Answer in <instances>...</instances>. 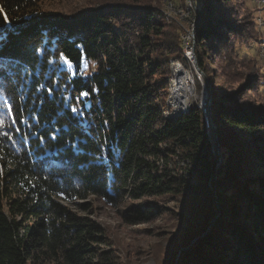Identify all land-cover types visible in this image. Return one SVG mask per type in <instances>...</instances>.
Masks as SVG:
<instances>
[{
    "label": "trees",
    "instance_id": "obj_1",
    "mask_svg": "<svg viewBox=\"0 0 264 264\" xmlns=\"http://www.w3.org/2000/svg\"><path fill=\"white\" fill-rule=\"evenodd\" d=\"M53 1L0 0V34L13 38L11 54L0 56V96L20 129L12 140L0 134V264H115L113 250L101 248L110 246L105 228L74 210L100 202L180 198L188 216L172 247L184 248L206 231L198 224L210 204L200 187L217 170L219 214L181 264H264V107L214 94L217 169L202 111L163 114L168 61L183 50L180 39L178 48L160 42L167 24L152 4L162 0L112 1L75 17L41 10ZM229 2L195 0L206 76V48L229 29ZM84 91L80 127L71 107ZM147 206L128 208L127 223L157 219Z\"/></svg>",
    "mask_w": 264,
    "mask_h": 264
},
{
    "label": "rangeland",
    "instance_id": "obj_2",
    "mask_svg": "<svg viewBox=\"0 0 264 264\" xmlns=\"http://www.w3.org/2000/svg\"><path fill=\"white\" fill-rule=\"evenodd\" d=\"M112 1L129 7L134 6L130 0H56L42 4L41 10L75 17L79 13ZM193 2L195 3V0H162L160 4H152V7L158 11L157 14H160L161 19L167 24L164 30L165 37L161 38L160 42L178 48L180 39L183 59H178V61L181 62L185 60V51L182 46L184 29L189 28L193 22L191 29L196 41V32L201 25V17L197 11L188 14ZM226 8L230 19L229 29L224 30L221 36L206 48L209 58L208 76L204 75L197 63L196 68L200 71L201 80L194 75L195 88L191 89L192 97L188 106L197 107L203 89L208 88L206 96L211 108L214 94L218 97L235 96L242 105L264 107V2L261 0H230ZM176 60L171 57L168 61L171 77L173 74L171 63ZM224 74L232 75L230 83H227ZM166 107L169 108L168 98ZM170 111H172L171 108ZM202 113L204 115V112ZM209 117L208 121L205 116L204 119L208 139L213 144L214 128L217 134L220 123L215 120L214 123L212 122V111ZM212 154L215 158L217 157L214 150ZM213 181L214 178L207 180L200 187L202 198L210 204L207 213L202 214L199 220L198 228L202 232L205 230L203 228L207 229L211 226L215 215L219 214L220 202L218 201V205L216 185ZM85 202L91 204L92 200L88 199L80 203ZM147 203L152 208H156L153 213L157 219L140 225L128 224L124 218L126 210L136 206L145 208L148 207ZM187 204L180 198L166 197L138 202L128 200L112 206L100 202L95 203L92 211L86 213H82L80 209L74 210L80 216H87L105 228L110 246L103 245L101 248L113 250L115 264H169L170 260L173 264H181L184 261V255L207 237V235L202 238L199 235L192 236L194 239L191 242L193 243L188 249L172 247L176 239H180L183 235L179 228L182 220L186 215L188 216ZM38 264L62 263L40 262Z\"/></svg>",
    "mask_w": 264,
    "mask_h": 264
},
{
    "label": "bare ground",
    "instance_id": "obj_3",
    "mask_svg": "<svg viewBox=\"0 0 264 264\" xmlns=\"http://www.w3.org/2000/svg\"><path fill=\"white\" fill-rule=\"evenodd\" d=\"M191 34H194L192 29H191ZM182 39H183L182 46L185 51L186 62L185 60L184 62H181L180 60L178 61L177 59L176 61H173L171 63L173 74L170 80V91L168 95L169 108L166 107L163 112L164 117L166 119H171V120L177 119L179 116L185 114L190 110L191 106H188V103L191 102V97H192L191 89L195 85L193 82V78L194 75L195 76L197 75L199 79L201 77L200 71H198L196 68L197 64H195V61L197 63L196 43H193V56H192V54L188 52V48L186 46V34L183 36ZM201 95L202 96H200L198 102L196 101L197 107L200 110H202V112H204L206 121H208V119L210 120L209 116L211 114L210 102H208V97L206 96V92H202ZM205 100H207V104L205 103ZM170 108L172 111H170Z\"/></svg>",
    "mask_w": 264,
    "mask_h": 264
},
{
    "label": "snow or ice",
    "instance_id": "obj_4",
    "mask_svg": "<svg viewBox=\"0 0 264 264\" xmlns=\"http://www.w3.org/2000/svg\"><path fill=\"white\" fill-rule=\"evenodd\" d=\"M12 43H13V38L11 36H5L4 34H0V56L11 54L10 46ZM60 55L61 57H63V53H61ZM51 91L52 90L50 89L49 94L51 93ZM91 91L96 92L98 91V89H92ZM88 96H89V92L87 91L81 92L80 95L76 97V105L71 107V112L73 113V117L74 119H76L80 127H84V125L87 124V121L84 119V108L80 107V104L81 101ZM5 108L7 109V111L3 110ZM21 122L23 123V121ZM15 125H16V117L13 114L12 105L9 103L7 99L0 96V134H2V136L6 137L8 140H12L13 131L15 132L20 131L19 128L15 127ZM5 129H9V130H5ZM56 131H59V129H57ZM85 131L87 132L86 128ZM51 135H52V139H56V132H53ZM72 146L75 147V145ZM102 151H104V149H102ZM99 159L100 158L97 157V160ZM105 159H107V157H105ZM61 195H63V193H61Z\"/></svg>",
    "mask_w": 264,
    "mask_h": 264
},
{
    "label": "water",
    "instance_id": "obj_5",
    "mask_svg": "<svg viewBox=\"0 0 264 264\" xmlns=\"http://www.w3.org/2000/svg\"><path fill=\"white\" fill-rule=\"evenodd\" d=\"M168 120H171V119H168ZM212 122L214 123L215 121H214V118H213V116H212ZM215 126V125H214ZM215 129L216 128H214V133H213V136H214V142H213V149L212 150H214V152H215V154H216V161H217V165H218V167H217V169H219L220 168V165H221V163H222V155H221V151H220V144H219V141H218V138H217V134H216V131H215ZM207 130V129H206ZM217 175H218V170L216 171V173H215V175H214V182L216 181V178H217ZM217 202H218V200H217ZM218 205H219V202H218ZM219 208V207H218ZM216 220V218L212 221V224L214 223V221ZM212 224H211V226H212ZM211 226L209 227V228H207L206 230V232H204L203 233V235H201L200 237L202 238V237H204L205 235H207L208 234V232H209V230H210V228H211ZM197 241V240H196ZM191 243H193V242H191ZM189 244L188 246H186L184 249H188L192 244ZM183 250V249H182ZM182 250L180 251V253L182 252Z\"/></svg>",
    "mask_w": 264,
    "mask_h": 264
},
{
    "label": "built area",
    "instance_id": "obj_6",
    "mask_svg": "<svg viewBox=\"0 0 264 264\" xmlns=\"http://www.w3.org/2000/svg\"><path fill=\"white\" fill-rule=\"evenodd\" d=\"M190 12H196V6H195L194 2H193L192 7H190V10L188 12L189 15H190ZM193 21H195V19H193ZM189 26H190L189 28L184 29L183 34H186V46L188 48V52L191 53L193 56V43H196L195 34H191V26H193V22ZM195 64H197L196 61H195ZM202 92H208V88L206 90H203ZM205 103L207 104V100H205Z\"/></svg>",
    "mask_w": 264,
    "mask_h": 264
}]
</instances>
